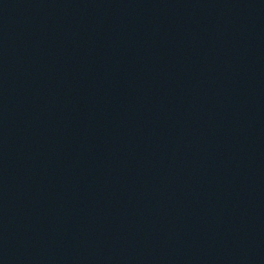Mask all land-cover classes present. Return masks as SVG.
I'll use <instances>...</instances> for the list:
<instances>
[{
    "label": "water",
    "instance_id": "water-1",
    "mask_svg": "<svg viewBox=\"0 0 264 264\" xmlns=\"http://www.w3.org/2000/svg\"><path fill=\"white\" fill-rule=\"evenodd\" d=\"M0 264H264V0H0Z\"/></svg>",
    "mask_w": 264,
    "mask_h": 264
}]
</instances>
